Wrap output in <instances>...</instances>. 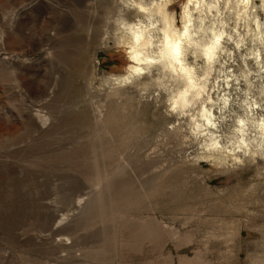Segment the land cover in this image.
<instances>
[{
	"label": "rangeland",
	"instance_id": "1",
	"mask_svg": "<svg viewBox=\"0 0 264 264\" xmlns=\"http://www.w3.org/2000/svg\"><path fill=\"white\" fill-rule=\"evenodd\" d=\"M116 8L0 0V264H264V158H205L158 68L115 83Z\"/></svg>",
	"mask_w": 264,
	"mask_h": 264
},
{
	"label": "clouds",
	"instance_id": "2",
	"mask_svg": "<svg viewBox=\"0 0 264 264\" xmlns=\"http://www.w3.org/2000/svg\"><path fill=\"white\" fill-rule=\"evenodd\" d=\"M174 4H178V12L172 10ZM251 4L252 0H228L223 7L235 12L237 22L245 17V27L248 20L255 26L261 47L259 52L249 49L247 58H255L259 67L260 55L264 53V16L255 15L257 7H252L253 15L248 16ZM217 7V3L206 0H117L114 15L105 19L104 39L115 37L114 43L128 63L124 74L112 79L125 87L146 75L150 68L161 66L164 71L181 75L195 99L197 89L203 91V85L212 76L214 65L220 64L219 57L227 56L231 60L227 45L235 44L239 48L244 43L239 34L236 39L228 34V24L222 20L206 26L207 10ZM258 8L264 12V0ZM220 15L217 13V17ZM260 72H264V67H260ZM249 75L252 73L245 70L242 78L247 80ZM172 110H176L175 104ZM256 128L264 140V118Z\"/></svg>",
	"mask_w": 264,
	"mask_h": 264
},
{
	"label": "bare ground",
	"instance_id": "3",
	"mask_svg": "<svg viewBox=\"0 0 264 264\" xmlns=\"http://www.w3.org/2000/svg\"><path fill=\"white\" fill-rule=\"evenodd\" d=\"M257 1L261 3V0H252L248 16L253 15L252 7H257L255 15L261 16ZM206 2L218 4L216 9L207 10L206 26L222 20L228 24L226 31L233 35L234 39L237 38L236 34L244 38V43L239 48L235 44L227 45L231 60L227 56L219 57L220 64L214 65L212 76L203 85V91L197 89L195 99H193V91L188 88L181 75L164 71L161 66L150 68L148 74L153 68H158L161 76L167 77L171 111H173L172 105L175 104L174 112L178 115L187 116L191 112L188 114L191 129L195 135L203 138L205 158L221 164L230 160L235 163L243 162L245 158L255 156L264 158V140L261 139L256 128V124L264 118V94H262L264 72H260V67H264V53L260 55L259 67L255 58H247L249 49L260 51V43L256 40L258 33L250 20L245 27V17H241L237 22L235 12H229L223 7L228 0H206ZM217 13L222 15L217 17ZM232 29H235L234 33ZM244 51L245 53L242 54ZM238 56L239 60H237ZM245 70L252 73L247 76V80L242 78ZM241 85L245 87L241 88ZM215 86L217 90L220 89L217 98L210 93ZM237 88L241 93L237 95L240 102H236L237 99L233 96V90ZM235 107L238 110H235ZM226 112L234 114L232 130L227 135L222 130V120H220Z\"/></svg>",
	"mask_w": 264,
	"mask_h": 264
}]
</instances>
